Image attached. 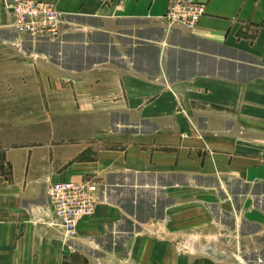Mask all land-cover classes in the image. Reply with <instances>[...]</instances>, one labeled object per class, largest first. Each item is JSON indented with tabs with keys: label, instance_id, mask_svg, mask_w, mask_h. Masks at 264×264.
Returning a JSON list of instances; mask_svg holds the SVG:
<instances>
[{
	"label": "crops",
	"instance_id": "1",
	"mask_svg": "<svg viewBox=\"0 0 264 264\" xmlns=\"http://www.w3.org/2000/svg\"><path fill=\"white\" fill-rule=\"evenodd\" d=\"M10 1L0 0L1 33L15 34L0 42V264H185L175 244L198 235L229 244L234 264H264V0H192L205 6L192 30L167 29L171 0H44L77 20V66L63 55L72 44L23 43ZM85 179L99 201L66 240L48 223L46 188ZM141 190L159 217L138 219Z\"/></svg>",
	"mask_w": 264,
	"mask_h": 264
},
{
	"label": "built area",
	"instance_id": "2",
	"mask_svg": "<svg viewBox=\"0 0 264 264\" xmlns=\"http://www.w3.org/2000/svg\"><path fill=\"white\" fill-rule=\"evenodd\" d=\"M6 7L12 15V26L21 36L55 41L61 36L63 14L52 2L44 0H11ZM205 6L192 0H171L162 15L167 29L179 26L192 30ZM99 186L90 179L50 183L46 196L50 206L49 224L60 227L66 240H74L78 222L91 216L99 201Z\"/></svg>",
	"mask_w": 264,
	"mask_h": 264
},
{
	"label": "rangeland",
	"instance_id": "3",
	"mask_svg": "<svg viewBox=\"0 0 264 264\" xmlns=\"http://www.w3.org/2000/svg\"><path fill=\"white\" fill-rule=\"evenodd\" d=\"M71 24H68L67 21H64L61 27V36L58 38V40H55L54 42L41 40L37 41L36 39H31L27 36H21L23 37L22 42L25 44H32V43H39L41 44L38 46L40 49L51 52L52 49L54 50L56 48V44H72L71 46H66L65 52L63 51V55L66 56L67 60H70L71 64L78 65L81 58V49L79 45L82 41V37L79 34V26L77 25V20H70ZM11 34L4 35L1 33L0 29V42L3 41V39L11 40L12 37L15 35L13 32L9 31ZM17 34V33H16ZM18 35V34H17ZM94 39V38H93ZM94 42V40H92ZM100 42V41H99ZM56 45V46H55ZM88 53V59H95V54H97L96 51L87 52ZM99 53H102L100 50ZM263 189L264 188H260ZM118 195V201L123 202L126 209L130 210L129 201L131 197L133 196V191L130 188H124L122 191L117 192ZM137 197V217L140 220L146 219L149 217L150 213L153 212L156 217H159L161 214V203L160 201H157L155 204V207H151V200L155 197L152 195L151 191L144 190V191H138L136 193ZM153 231L156 232V228H151ZM194 233V232H190ZM195 238V239H193ZM199 240H198V239ZM193 239V240H192ZM213 242V241H212ZM210 242L207 241L206 237H200L198 236H190L185 237L182 242L176 243L175 245L178 246L179 250L181 252H184L185 255V264H234L235 261L238 262V259H235L233 255L230 254L231 246L222 244V240L220 242ZM224 250L228 252L227 255L230 256V259L223 258L222 253H224ZM222 252V253H220ZM221 254V255H220ZM225 257V255H223ZM101 261V260H100ZM98 264H131L128 263L126 260L123 259L120 260H114V259H107L104 262H100Z\"/></svg>",
	"mask_w": 264,
	"mask_h": 264
}]
</instances>
